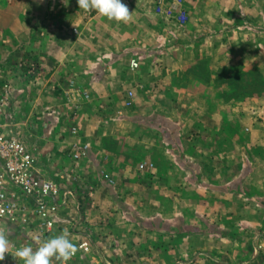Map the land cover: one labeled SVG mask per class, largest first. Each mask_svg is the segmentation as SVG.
<instances>
[{
	"label": "crops",
	"instance_id": "obj_1",
	"mask_svg": "<svg viewBox=\"0 0 264 264\" xmlns=\"http://www.w3.org/2000/svg\"><path fill=\"white\" fill-rule=\"evenodd\" d=\"M168 1L0 0L3 120L65 201L48 230L5 221L14 248L67 230L68 264H264V0ZM230 72L261 90L224 98Z\"/></svg>",
	"mask_w": 264,
	"mask_h": 264
},
{
	"label": "built area",
	"instance_id": "obj_2",
	"mask_svg": "<svg viewBox=\"0 0 264 264\" xmlns=\"http://www.w3.org/2000/svg\"><path fill=\"white\" fill-rule=\"evenodd\" d=\"M181 0H170L165 10L170 18L181 20L184 13L180 8ZM172 11H179L172 14ZM8 88L0 91V229L5 221H15L17 215L26 212L39 221L42 230H48L53 217L65 202L59 198V187L51 179L41 177L36 170L33 154L26 148L12 128L3 130L5 108L9 98ZM77 154H73L76 158ZM14 248L9 242L8 254L0 264H22L14 259Z\"/></svg>",
	"mask_w": 264,
	"mask_h": 264
},
{
	"label": "clouds",
	"instance_id": "obj_3",
	"mask_svg": "<svg viewBox=\"0 0 264 264\" xmlns=\"http://www.w3.org/2000/svg\"><path fill=\"white\" fill-rule=\"evenodd\" d=\"M78 8L94 10L100 16L117 22L126 21L130 11L124 0H76ZM9 231L0 229V262H3L9 249ZM77 246L68 239L67 230L63 234L46 239L33 250L31 246L18 247L14 259L22 264H52V260L68 264L75 256Z\"/></svg>",
	"mask_w": 264,
	"mask_h": 264
},
{
	"label": "trees",
	"instance_id": "obj_4",
	"mask_svg": "<svg viewBox=\"0 0 264 264\" xmlns=\"http://www.w3.org/2000/svg\"><path fill=\"white\" fill-rule=\"evenodd\" d=\"M200 72H203L200 70ZM201 75V77H200ZM247 74L244 72H230L225 73V77L219 74L215 79H218L222 82L225 86L226 90L223 91L224 98H233V99H240L247 97L255 92H259L261 89L259 87L260 84H256L254 81H248L245 79ZM195 79L199 82H208L209 75L207 72L204 73H197Z\"/></svg>",
	"mask_w": 264,
	"mask_h": 264
},
{
	"label": "rangeland",
	"instance_id": "obj_5",
	"mask_svg": "<svg viewBox=\"0 0 264 264\" xmlns=\"http://www.w3.org/2000/svg\"><path fill=\"white\" fill-rule=\"evenodd\" d=\"M5 110H7V107L5 108ZM21 113H23V112H21ZM10 122H11V120H8V117H6L5 118V120H3V124H4V126H5V129H7V128H9V125L10 126H12V124H10ZM7 127V128H6ZM13 127V126H12ZM13 129V128H12ZM16 132L18 133V134H20L21 135V137H22V142L24 143H27L26 141H25V138H24V136H23V130L19 127V125H17V128H16ZM21 139V138H20ZM24 143V145L27 147V145ZM29 147H27L28 149H29V151L33 154V156L35 157V151H34V149L31 147V146H33V144L32 145H28ZM44 160V159H43ZM21 234H23V232H21Z\"/></svg>",
	"mask_w": 264,
	"mask_h": 264
}]
</instances>
